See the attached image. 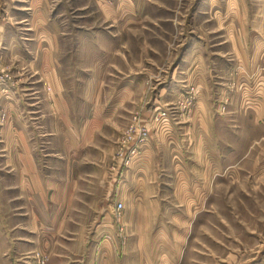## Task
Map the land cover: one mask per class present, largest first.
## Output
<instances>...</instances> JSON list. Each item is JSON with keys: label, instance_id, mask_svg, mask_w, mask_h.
<instances>
[{"label": "rangeland", "instance_id": "1", "mask_svg": "<svg viewBox=\"0 0 264 264\" xmlns=\"http://www.w3.org/2000/svg\"><path fill=\"white\" fill-rule=\"evenodd\" d=\"M119 1L0 0L3 225L31 228L16 203L21 141L42 176L78 180L74 206L83 214L74 220L90 225L86 208L102 198L97 179H121L162 139L164 171L177 173L168 158L182 165L189 185L184 201L169 198L188 234L179 264H264V0H142L131 23L128 14L110 18L105 5ZM57 78L62 89L52 87ZM57 95L73 101L75 124L93 97L114 101L76 165L65 162L63 121L52 113ZM200 103L213 126L194 134ZM124 214L112 209L121 234ZM37 254L48 263L39 250H21L15 261L37 264Z\"/></svg>", "mask_w": 264, "mask_h": 264}, {"label": "crops", "instance_id": "2", "mask_svg": "<svg viewBox=\"0 0 264 264\" xmlns=\"http://www.w3.org/2000/svg\"><path fill=\"white\" fill-rule=\"evenodd\" d=\"M213 1L219 3L218 0ZM141 2L120 0L113 6L105 5V8H109L112 20L120 22L121 17L128 14L130 16L125 23H131ZM60 81L58 79L52 87L62 89ZM261 95L262 101L258 102L262 106V92ZM123 100V97L115 99L117 106ZM52 103V113L58 115L57 120L63 121L60 122V129L65 139L62 147L65 162L76 165L90 152L94 137L108 120L104 118L106 107L114 101L102 105L93 97L94 108L82 122L76 124L70 98L57 95ZM202 105L197 107L189 124L194 134L201 129L212 131L213 119ZM111 109L114 112L113 106ZM254 110L257 113L261 107ZM160 140L161 145L155 142L149 145L121 179L114 183L110 179H97L96 185L101 188L102 198L93 203V208L91 205L86 208L90 207L89 215L92 213L95 217L90 225L74 220L83 214L74 206L80 192L78 180L42 176L36 161L27 155L24 141L17 144L18 179H14L18 191L17 210L20 218L29 220L31 228L19 227L9 231L3 225V215H0V264H17L15 259L19 258L21 250L46 252L49 255L47 264H179V251L183 249L188 234L184 221L180 220H185V215L178 206L170 203L169 198L172 194L177 195L179 202L184 201L181 193L185 194L189 185L182 165L178 166L168 158L166 163L177 173L168 175L164 171V143ZM189 150L197 159L200 144L189 147ZM172 151L175 152L174 149ZM59 160L62 158L59 157ZM193 167V170L198 169L196 165ZM116 202L123 203L125 208L121 220L123 234L112 217ZM13 235L17 241H13ZM156 251L158 254H155Z\"/></svg>", "mask_w": 264, "mask_h": 264}, {"label": "built area", "instance_id": "3", "mask_svg": "<svg viewBox=\"0 0 264 264\" xmlns=\"http://www.w3.org/2000/svg\"><path fill=\"white\" fill-rule=\"evenodd\" d=\"M124 209V205L121 202L115 203V211L120 214ZM37 264H45L46 260L37 254Z\"/></svg>", "mask_w": 264, "mask_h": 264}]
</instances>
